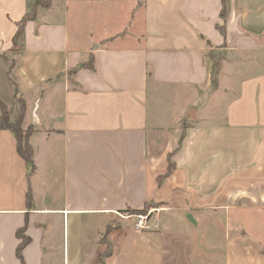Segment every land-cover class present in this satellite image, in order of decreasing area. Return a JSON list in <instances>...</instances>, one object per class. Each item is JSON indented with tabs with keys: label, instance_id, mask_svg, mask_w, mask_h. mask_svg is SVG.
<instances>
[{
	"label": "crops",
	"instance_id": "1",
	"mask_svg": "<svg viewBox=\"0 0 264 264\" xmlns=\"http://www.w3.org/2000/svg\"><path fill=\"white\" fill-rule=\"evenodd\" d=\"M35 1L0 0V264H53L51 218L63 264H264V0Z\"/></svg>",
	"mask_w": 264,
	"mask_h": 264
},
{
	"label": "trees",
	"instance_id": "2",
	"mask_svg": "<svg viewBox=\"0 0 264 264\" xmlns=\"http://www.w3.org/2000/svg\"><path fill=\"white\" fill-rule=\"evenodd\" d=\"M20 35V32L17 33L16 39H18V36ZM15 39V43H16ZM212 60V72L213 75H216L218 73V60H215V57L211 58ZM25 114V105L22 99L19 97H15L14 103L11 106H6L0 101V131H10L15 138L16 141V149L18 155L29 165L30 170H34L33 161H32V149L28 143V137L32 132L31 128L23 129L22 128V120ZM173 166H168L167 174H169L172 171ZM166 174V175H167ZM30 204L29 197L27 196V205ZM158 208L156 205L148 204L146 205L142 210H127L129 212V215L132 217V215H143L146 214L145 210H151ZM110 231V228H107L106 233ZM17 237L20 240V244L18 245L16 249V255L17 257L22 261L21 258V250L23 247L28 243V238L25 237L22 233V230L17 232ZM111 251L109 250L107 254H110ZM23 264V262H22Z\"/></svg>",
	"mask_w": 264,
	"mask_h": 264
},
{
	"label": "rangeland",
	"instance_id": "3",
	"mask_svg": "<svg viewBox=\"0 0 264 264\" xmlns=\"http://www.w3.org/2000/svg\"><path fill=\"white\" fill-rule=\"evenodd\" d=\"M48 2L49 0H36L35 1V4L36 5H40V6H43V7H46L48 6ZM212 54V53H211ZM212 57H215V60H218V55L214 54V55H211V58ZM22 126V125H21ZM23 128V126H22ZM25 129V128H23ZM142 210V209H141ZM146 214H143L142 216H147V225H146V228L143 229V230H147L149 227L151 229H153L158 221V217L156 216H153L151 215V210H145ZM141 215V214H140ZM123 216V215H122ZM130 216V215H129ZM139 216V215H132V217L129 218V220L126 221L127 225L124 227L127 228V229H132V231H135V232H141V231H136L134 226L137 222L136 220V217ZM121 217V216H119ZM161 217V214L160 216ZM121 219H126V218H122ZM128 219V218H127ZM130 222V223H129ZM97 221L95 218H91V219H88L87 221V224H86V227H88L87 229H92L94 231V229L97 227ZM47 230L49 232L52 233V235H54V238H55V243H54V247H53V250H54V253H53V264H63L62 262V225H61V221L57 222V220L55 218H51V226L50 228L47 226ZM105 261H106V258L102 260V263L105 264Z\"/></svg>",
	"mask_w": 264,
	"mask_h": 264
},
{
	"label": "built area",
	"instance_id": "4",
	"mask_svg": "<svg viewBox=\"0 0 264 264\" xmlns=\"http://www.w3.org/2000/svg\"><path fill=\"white\" fill-rule=\"evenodd\" d=\"M131 216H123L122 218H130ZM136 224L134 226L136 231H141L146 228L147 225V216L139 215L136 217Z\"/></svg>",
	"mask_w": 264,
	"mask_h": 264
}]
</instances>
